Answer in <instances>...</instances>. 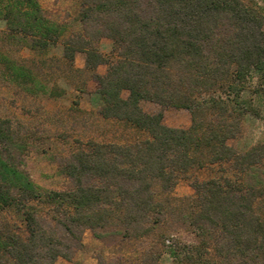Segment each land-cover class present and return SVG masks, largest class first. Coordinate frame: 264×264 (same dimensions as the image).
<instances>
[{"label": "trees", "instance_id": "16d2710c", "mask_svg": "<svg viewBox=\"0 0 264 264\" xmlns=\"http://www.w3.org/2000/svg\"><path fill=\"white\" fill-rule=\"evenodd\" d=\"M79 1L82 30L64 40V57L72 63L85 53L100 115L147 136L81 143L58 163L70 185L43 189L21 167L26 141L0 116V211L14 208L27 230L0 223V264L71 260L88 228L140 242L138 261L106 264H163L165 251L172 264H264V144L244 151L229 144L245 115L259 114L253 96L264 102V13L245 0ZM0 18L32 48L60 36L39 0H0ZM102 37L111 39L112 57L98 48ZM100 64L106 73L96 72ZM12 70L17 79L30 75ZM142 101L187 109L191 123L169 126L163 110L147 112ZM218 163L232 176L195 179L193 195H173L179 180ZM172 219L195 241L171 238Z\"/></svg>", "mask_w": 264, "mask_h": 264}, {"label": "rangeland", "instance_id": "374dc122", "mask_svg": "<svg viewBox=\"0 0 264 264\" xmlns=\"http://www.w3.org/2000/svg\"><path fill=\"white\" fill-rule=\"evenodd\" d=\"M245 1L256 4L264 13V1ZM39 2L46 16L60 28L58 40L47 48H32L28 37L11 34L6 22L0 18V116L9 118L18 135L26 141L20 162L33 181L43 189H63L70 185V181L61 173L59 160L81 143L89 139L129 143L147 134L123 121L103 118L99 113L101 105L93 94L99 84L92 77L93 71L86 67L85 53L77 52L72 63L64 57V40L82 30L78 16L80 1ZM112 46L107 37H102L98 43V48L108 57H112ZM12 66L23 67L30 75L17 79ZM107 68V64H100L96 72L104 74ZM255 84L254 77L249 80V90ZM246 95L250 96L251 92ZM122 96L127 97L128 91L123 90ZM253 98L259 114L245 115L241 134L229 140V144L239 151L258 143L264 144V102L256 95ZM141 105L150 113L163 110V121L169 126L188 127L191 123L187 109L163 107L150 101H142ZM221 175L232 176L228 164L218 163L195 170L191 177L178 181L173 195L178 198L191 196L195 192L192 184L195 179ZM5 219L10 220L17 232L27 234L21 214L14 208L0 211V223ZM166 230L171 238L195 241L194 234L177 220L172 219ZM140 250L139 241H121L112 235L101 238L88 228L82 235V247L74 251L72 259L58 257L55 264H106L117 256L133 263L139 260ZM161 262L172 264L167 251Z\"/></svg>", "mask_w": 264, "mask_h": 264}]
</instances>
